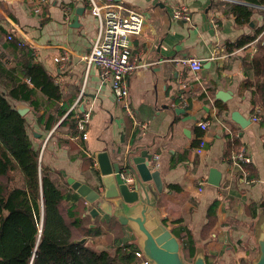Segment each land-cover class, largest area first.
Masks as SVG:
<instances>
[{"label": "crops", "instance_id": "1", "mask_svg": "<svg viewBox=\"0 0 264 264\" xmlns=\"http://www.w3.org/2000/svg\"><path fill=\"white\" fill-rule=\"evenodd\" d=\"M118 3L145 15L142 31L128 39L131 60L139 65L129 78L132 116L100 79L98 68L84 61L98 32L88 0L41 5L38 0H0L4 69L23 67L22 53L7 38L11 35L19 46L33 50L35 62L59 88L60 99L54 108L40 110V120L27 104L17 103L29 108L25 118L43 170L77 197L70 206L82 202L91 210L67 181L86 184L103 196L97 154L105 152L114 164L133 149L148 150L153 156L149 168L159 172L162 183L161 192L151 189L150 196L165 226L172 233L191 234L194 253L202 254L206 264H252L264 231V92L256 89L253 67L258 49L264 51V0ZM181 6L188 9L189 21L172 17ZM242 10L249 15L239 23ZM178 57L200 60L201 69L175 65L171 60ZM83 112L90 114L87 139L75 141L71 124ZM49 114L53 124L45 128ZM203 122L209 123L205 131ZM201 138L206 145L198 155ZM240 149L251 161L238 167L231 157ZM212 168L221 175L217 187L208 183ZM103 203L106 208L97 217L88 214L87 227L102 230L94 239L97 249L114 253L126 243L137 247L134 226L121 225L115 216L119 210L112 208L109 215Z\"/></svg>", "mask_w": 264, "mask_h": 264}, {"label": "trees", "instance_id": "2", "mask_svg": "<svg viewBox=\"0 0 264 264\" xmlns=\"http://www.w3.org/2000/svg\"><path fill=\"white\" fill-rule=\"evenodd\" d=\"M243 23L248 12H237ZM11 47L22 53V69H4L0 63V264H140L132 243L116 246L114 253L97 249L101 229L88 228L90 208L79 202L65 183L43 170L40 150L32 141L25 116L15 104H27L37 120L40 110L60 99L58 86L46 69L35 62L33 50ZM257 91L264 92V51L253 59ZM18 71V72H16ZM52 105V106H50ZM45 128L53 124L50 114ZM72 139H80L71 124ZM182 245L185 260L194 254L191 234L174 233ZM85 239L84 242H80Z\"/></svg>", "mask_w": 264, "mask_h": 264}, {"label": "water", "instance_id": "3", "mask_svg": "<svg viewBox=\"0 0 264 264\" xmlns=\"http://www.w3.org/2000/svg\"><path fill=\"white\" fill-rule=\"evenodd\" d=\"M15 109L21 116H25L29 111V108L22 104L15 105ZM233 118L237 124L243 125L239 116ZM152 158L148 150L138 152L133 149L120 163L112 164L105 152L97 154L103 196L86 184L72 179L67 182L73 191L93 206L89 212L92 218L99 215V209L105 210L103 201L107 204V214L111 215L112 208L119 210L115 216L121 225L131 223L134 226L137 233L136 246L148 264H206L200 253H194L189 261L185 260L180 241L158 215L150 190L160 193L162 183L159 172L149 168ZM220 178L217 170L210 169V185L217 187ZM112 199L117 200L114 202ZM84 241L85 239H82L80 242ZM252 264H264V231L259 237L257 255Z\"/></svg>", "mask_w": 264, "mask_h": 264}, {"label": "built area", "instance_id": "4", "mask_svg": "<svg viewBox=\"0 0 264 264\" xmlns=\"http://www.w3.org/2000/svg\"><path fill=\"white\" fill-rule=\"evenodd\" d=\"M38 2L41 5L47 0H38ZM88 4L91 15L98 22V32L84 61L87 67L94 65L98 68L100 79L110 84L116 101L123 106L127 115L132 116V110L128 105L129 78L139 65L137 66L131 60L128 39L142 31L145 15L140 11L123 7L113 0H88ZM36 11L38 12V10ZM172 17L177 20L189 21L190 13L185 6H181L173 11ZM7 38L11 40L12 36L8 35ZM64 59L66 60L67 57L65 56ZM171 61L177 66L190 68L194 72L201 69L200 60L192 57H178ZM140 67L146 69L143 64ZM83 93L84 88L82 87L79 95L82 96ZM257 120V118H253V121ZM89 121L90 114L88 112H83L75 119V129L81 140L87 139ZM208 126V122H203L200 124V129L205 131ZM205 145V140L201 138L195 152L198 155L202 154ZM231 160L238 167L241 164H249L251 161L241 149L231 157ZM135 255L140 260V264H148L139 250L135 252Z\"/></svg>", "mask_w": 264, "mask_h": 264}]
</instances>
